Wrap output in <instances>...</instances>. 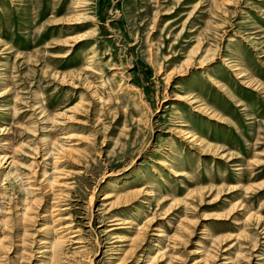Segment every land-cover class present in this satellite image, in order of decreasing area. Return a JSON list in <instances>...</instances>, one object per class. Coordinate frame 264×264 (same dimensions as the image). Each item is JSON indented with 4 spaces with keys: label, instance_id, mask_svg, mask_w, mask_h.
<instances>
[{
    "label": "rangeland",
    "instance_id": "rangeland-1",
    "mask_svg": "<svg viewBox=\"0 0 264 264\" xmlns=\"http://www.w3.org/2000/svg\"><path fill=\"white\" fill-rule=\"evenodd\" d=\"M0 264H264V0H0Z\"/></svg>",
    "mask_w": 264,
    "mask_h": 264
},
{
    "label": "bare ground",
    "instance_id": "bare-ground-1",
    "mask_svg": "<svg viewBox=\"0 0 264 264\" xmlns=\"http://www.w3.org/2000/svg\"><path fill=\"white\" fill-rule=\"evenodd\" d=\"M170 173L174 176V177H178L179 176V173L178 171L174 170V169H170Z\"/></svg>",
    "mask_w": 264,
    "mask_h": 264
}]
</instances>
